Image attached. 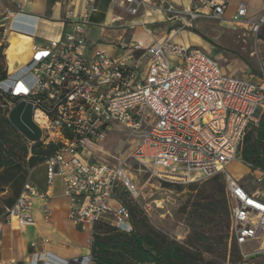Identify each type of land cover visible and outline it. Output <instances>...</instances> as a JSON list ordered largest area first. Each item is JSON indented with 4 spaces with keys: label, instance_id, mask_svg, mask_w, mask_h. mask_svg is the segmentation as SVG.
Masks as SVG:
<instances>
[{
    "label": "built area",
    "instance_id": "obj_1",
    "mask_svg": "<svg viewBox=\"0 0 264 264\" xmlns=\"http://www.w3.org/2000/svg\"><path fill=\"white\" fill-rule=\"evenodd\" d=\"M16 1L15 10L0 5V45H8L13 33L33 35L32 24L22 21L28 16L22 0ZM228 1L193 0L188 8H176L155 0H109L111 6L132 16L141 9L147 13L161 9L168 20L180 21L183 29L201 19L220 21ZM74 2L56 3L65 9L62 22L70 23L71 29L47 46L33 44L29 61L0 81V108L10 110L20 101L30 104L33 122L41 130L40 141L56 146L43 161L46 182L51 185L61 179L63 195L71 201L69 220L91 239L97 224L127 231L130 213L119 193L124 189L136 194L126 168V162L132 161L168 183L222 175L231 239L241 250L261 239L264 188L255 197L226 170L237 159L247 127L256 125L264 110V81L253 84L227 76L201 50L175 45L169 39L156 40L148 47L131 44L120 57L98 49L88 51L84 26L97 11L96 0H83L77 17ZM261 8L260 20L248 24L254 36L264 25V0ZM245 17L246 5L241 4L232 22L242 23ZM176 33L171 31L170 36ZM111 125L126 131L125 140H132L133 145L114 163L98 158L104 154L101 144ZM253 172L255 183L262 184L264 172ZM42 196L26 182L15 204L4 209V221L18 228L32 226V199ZM91 261V256L66 262L52 259L49 253L41 258L31 254L35 264Z\"/></svg>",
    "mask_w": 264,
    "mask_h": 264
},
{
    "label": "crops",
    "instance_id": "obj_2",
    "mask_svg": "<svg viewBox=\"0 0 264 264\" xmlns=\"http://www.w3.org/2000/svg\"><path fill=\"white\" fill-rule=\"evenodd\" d=\"M58 1L22 0L24 11L28 15L22 21L32 24L33 35L29 37L24 33H13L9 36L5 56L10 73L29 61L33 44L47 46L58 40L65 31L71 29L70 23L64 25L62 22L65 9L56 5ZM155 1L159 5L170 4L176 8H188L193 2V0ZM16 4V0H0V5L11 10L16 9ZM241 4L246 5V17L242 23L235 24L232 19ZM96 8L97 11L90 16L89 24L84 26L88 51L98 49L109 56L120 57L125 54L131 44L140 43L143 47H148L156 40L169 39L175 45L197 48L210 57L206 53L210 51L209 43L189 31L194 29L193 24L189 28L182 29L180 21L168 20L167 15L161 9L152 13L141 9L137 15L132 16L122 8L111 6L109 0H96ZM82 9L83 0H75V17L81 14ZM262 15L261 0L228 1L220 22L240 26L245 33L239 40V58L228 61L229 57L226 56H218L216 60L210 57L220 67L223 74L253 84L264 81V41L258 39V34L254 36L248 27V24L259 21ZM126 21H143V23L133 27L132 25L127 26ZM107 29L112 31H107ZM119 29L122 30L118 34L116 30ZM130 30L131 33H129ZM171 31H177V33L170 36ZM178 35L181 37L178 38ZM113 37L120 43L117 47L109 43L96 42L97 39ZM218 61H222L224 66H220ZM238 161L255 178L256 173L243 165L239 159ZM233 164L234 162L230 166ZM26 182L33 185L43 196L32 199L31 215L34 224L18 228L14 224L6 223L3 213L6 207L15 204ZM243 188L249 194L258 196V194L249 192L245 186ZM70 206V199L63 195L61 179L56 178L51 185H47L46 167L43 162L32 167L17 162L0 169V264H35L31 263L33 252L39 258L43 257L44 253H49L52 259L66 262L91 256L92 239L69 220ZM31 244L36 246L31 248ZM51 262L55 261L51 260ZM89 264L94 263L91 261Z\"/></svg>",
    "mask_w": 264,
    "mask_h": 264
},
{
    "label": "rangeland",
    "instance_id": "obj_3",
    "mask_svg": "<svg viewBox=\"0 0 264 264\" xmlns=\"http://www.w3.org/2000/svg\"><path fill=\"white\" fill-rule=\"evenodd\" d=\"M142 23L143 21H126L125 24L135 27L136 24ZM193 26L194 29L189 31L209 43L210 51L206 53L212 59L216 60L218 56L229 57L228 61L239 58V40L245 33L242 27L220 21H195ZM121 30L116 31L119 34ZM107 31L112 30L107 29ZM131 32L130 30L129 33ZM179 37L181 35H178ZM258 39L264 41V25L258 30ZM96 42L113 44V47L120 45L114 37L97 39ZM6 48L3 54V65L7 77H11L10 72L7 73ZM218 64L224 66L222 61H218ZM0 109L1 114L7 117L9 110ZM126 136L127 132L121 127L117 125L108 127L106 139L101 144L104 154L98 155V158L109 163H114L116 157L124 158L133 147L132 140H125ZM39 143L42 144L41 141L34 144ZM34 144L26 140L28 154L25 159L19 160V163L28 164L32 155L29 149ZM17 151L18 147H15L14 152L19 154L20 152ZM126 168L131 174L137 195L132 196L124 189L121 193H123V202L132 215L130 225L138 235H148L156 240V235L159 234L165 238V242H168L172 249L175 245L185 248L201 262L231 264L234 244L229 239V232L224 224L226 218L222 217L218 203L220 198L225 196L222 177L176 184L152 176L143 166L132 161L126 162ZM226 171L252 194L259 195L264 188V183H255L254 176L239 163L238 157L232 166L227 167ZM110 227L112 226L99 224L96 233H105ZM235 248L241 264H264V236L244 246L242 250L237 246Z\"/></svg>",
    "mask_w": 264,
    "mask_h": 264
},
{
    "label": "trees",
    "instance_id": "obj_4",
    "mask_svg": "<svg viewBox=\"0 0 264 264\" xmlns=\"http://www.w3.org/2000/svg\"><path fill=\"white\" fill-rule=\"evenodd\" d=\"M6 47L7 44L0 45V81L7 77L3 65V54ZM8 99L16 101L14 98L8 97ZM42 144H34L29 149L32 155L27 163L30 167L43 162L46 157L56 150V146L53 144L46 146ZM15 147H18L17 152H20L19 154L14 152ZM27 154L26 140L12 127L8 118L1 114L0 109V169L17 163L21 159H25ZM237 157L251 170L264 172V110L257 124L247 127L238 148ZM218 177L223 178L222 175H217L212 179ZM121 192L119 193V199L130 213L131 224L132 215L129 208L123 202V193ZM218 203L222 217L226 218L224 219V224L228 229L229 239L234 244L230 263L237 264L239 262L241 264V259L235 248L236 244L230 236V207L226 191L225 196L220 198ZM98 226L99 224L94 227L91 243V258L94 264H217L201 262L189 250L177 247L175 244V248L172 249L169 243L165 242V238L159 234L156 235V240L148 235H138L131 225L127 231L110 227L105 233H96Z\"/></svg>",
    "mask_w": 264,
    "mask_h": 264
},
{
    "label": "water",
    "instance_id": "obj_5",
    "mask_svg": "<svg viewBox=\"0 0 264 264\" xmlns=\"http://www.w3.org/2000/svg\"><path fill=\"white\" fill-rule=\"evenodd\" d=\"M12 127L28 142L37 143L41 140V130L33 122V108L24 101L13 106L7 115Z\"/></svg>",
    "mask_w": 264,
    "mask_h": 264
},
{
    "label": "bare ground",
    "instance_id": "obj_6",
    "mask_svg": "<svg viewBox=\"0 0 264 264\" xmlns=\"http://www.w3.org/2000/svg\"><path fill=\"white\" fill-rule=\"evenodd\" d=\"M25 34V33H24ZM25 35H27V34H25ZM27 36H29V35H27ZM29 37H31V36H29ZM29 50H30V47H29ZM37 116V115H36ZM237 160V159H236ZM133 181V180H132ZM133 186H134V184H133ZM135 187V186H134ZM136 188V187H135ZM137 195V189H136V194H135V196Z\"/></svg>",
    "mask_w": 264,
    "mask_h": 264
}]
</instances>
